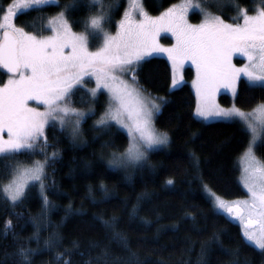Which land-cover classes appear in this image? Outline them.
I'll return each instance as SVG.
<instances>
[{"label":"trees","instance_id":"16d2710c","mask_svg":"<svg viewBox=\"0 0 264 264\" xmlns=\"http://www.w3.org/2000/svg\"><path fill=\"white\" fill-rule=\"evenodd\" d=\"M12 1L0 0V20ZM178 1L143 4L157 15ZM221 4L206 3L210 11L236 22L242 7L253 12L264 0ZM126 6L127 0H56L18 12L15 24L46 34L48 18L64 12L71 27L87 32L96 48L100 32L88 22L104 12V29L114 32ZM193 74L186 67V81L172 88V67L163 56L146 58L126 73L157 99L154 124L168 134L167 145L150 150L141 164L110 165L113 156L124 153L129 137L113 123H95L105 110L106 94L92 98L83 86L69 102L82 108L93 104L94 111L84 118L78 136L52 122L32 141L31 150L0 153V264H264V249L248 242L240 223L216 209L207 194L210 188L230 199L247 195L238 158L250 133L236 119L196 116ZM6 76L0 70V85ZM219 98L224 105L233 102L227 93ZM234 101L253 109L264 101V85L241 78ZM256 150L264 161V133ZM36 160L45 164L43 183L32 182L21 197L11 199L6 182L19 165Z\"/></svg>","mask_w":264,"mask_h":264},{"label":"rangeland","instance_id":"374dc122","mask_svg":"<svg viewBox=\"0 0 264 264\" xmlns=\"http://www.w3.org/2000/svg\"><path fill=\"white\" fill-rule=\"evenodd\" d=\"M226 1L180 0L151 15L143 0H127L115 32L104 29L107 16L103 12L88 22L92 31L100 32V45L94 48L88 33L74 30L64 12L48 18L46 34L28 33L15 25L18 12L56 0H13L1 17L0 36L5 28L19 34L23 67L19 76L7 75L0 85V106H5L0 107V153L22 147L31 150L32 141L52 122L78 136L84 118L94 111L93 104L82 108L69 102L72 92L83 86L92 98L106 94L105 110L95 123H113L129 137L124 153L113 156L110 165L143 163L150 150L167 145L168 134L154 124L157 99L126 73L146 58L166 57L173 72L172 88L186 81V67L193 69L198 118L236 119L248 129L249 142L238 158L247 195L230 199L210 188L207 194L216 209L240 223L248 242L264 249V161L256 150L264 133V101L253 109H242L234 101L241 78L264 85V6H256L253 12L242 7L235 16L240 19L232 22L206 5L216 2L222 6ZM195 12L197 19L192 16ZM43 76L44 81L35 86ZM222 93L233 99L230 105L220 101ZM5 99L8 102L2 105ZM44 176L42 160L21 164L6 182L5 192L17 200L30 183L41 185Z\"/></svg>","mask_w":264,"mask_h":264},{"label":"water","instance_id":"95a60500","mask_svg":"<svg viewBox=\"0 0 264 264\" xmlns=\"http://www.w3.org/2000/svg\"><path fill=\"white\" fill-rule=\"evenodd\" d=\"M20 39L12 29H5L0 39V69L10 75H19L22 63L19 55Z\"/></svg>","mask_w":264,"mask_h":264},{"label":"flooded vegetation","instance_id":"af4514ba","mask_svg":"<svg viewBox=\"0 0 264 264\" xmlns=\"http://www.w3.org/2000/svg\"><path fill=\"white\" fill-rule=\"evenodd\" d=\"M7 103V102H6ZM5 103V104H6ZM4 105V104H3ZM5 106H3V108H4ZM11 118V116H8V117H6L4 120H9Z\"/></svg>","mask_w":264,"mask_h":264}]
</instances>
